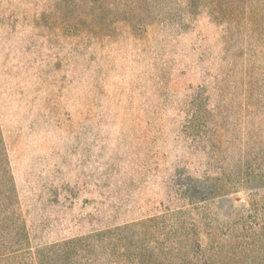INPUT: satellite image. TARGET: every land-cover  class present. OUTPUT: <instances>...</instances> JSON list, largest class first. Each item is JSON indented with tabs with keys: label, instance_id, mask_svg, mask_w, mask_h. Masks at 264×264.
<instances>
[{
	"label": "rangeland",
	"instance_id": "1",
	"mask_svg": "<svg viewBox=\"0 0 264 264\" xmlns=\"http://www.w3.org/2000/svg\"><path fill=\"white\" fill-rule=\"evenodd\" d=\"M85 1L72 0L66 20L56 0H0V252L28 233L41 242L83 233L70 259L47 248L46 264H201L215 254V264H264V229L244 242L264 219V0H112L100 25L113 33L101 42L86 33L75 51L56 44L42 55L32 40L18 48L15 34H31L25 16L51 35L45 17L75 25L99 10ZM224 3L239 18L258 12V25L223 27L212 8ZM10 16L14 27L2 22ZM52 101L81 118L58 125L45 117ZM193 108L208 116L203 137L182 125ZM173 170L196 181L197 201L174 198L184 188ZM45 180L46 197L78 185L95 202L45 201L22 221L24 199Z\"/></svg>",
	"mask_w": 264,
	"mask_h": 264
},
{
	"label": "trees",
	"instance_id": "2",
	"mask_svg": "<svg viewBox=\"0 0 264 264\" xmlns=\"http://www.w3.org/2000/svg\"><path fill=\"white\" fill-rule=\"evenodd\" d=\"M57 1V6L54 5L52 9H65V19L70 20L68 18L71 17L72 12H67V8L71 9L72 7V0H56ZM88 5L83 6L87 8L88 10L97 7L99 10L92 13V12H86L84 13V17H82L81 21L77 22V24L74 25L75 21H72L69 23V21H63V20H55V19H50L49 17H45L44 22L47 28L50 29V34L45 33L44 31V26L40 25H33L30 20L31 15H27L24 17L23 21H27L31 29H29V34L27 33H18V35L15 34V37L18 39L16 41V45L19 46V49H27L26 43L30 42L32 40L33 46L32 49L33 51H37V53L46 55L47 54V49L50 45H60L63 47H66V49H69L71 51H75L80 48L79 43L83 41V36H85L86 33H91L92 37L95 38L96 44L101 42V39H106L107 37H110L111 34L113 33L112 29H109V27H104L100 25V21L102 20H107L112 13L110 12H105L109 11L107 9L108 7L112 6V0L110 1L109 6L104 5V1L102 0H86ZM85 1V2H86ZM84 2V3H85ZM77 4L78 2L75 1ZM82 4V2L80 1ZM98 5V6H97ZM73 9V7H72ZM214 14H217L216 16H219L223 22H225V25L223 27H226L227 24H238V22L241 20L246 24L249 25H254L257 26V19L259 17V13L254 11L250 14L243 13L242 17H240V13L232 9V6H230L228 3H224V5H220L217 7V4L214 5L212 8ZM67 12V13H66ZM216 12V13H215ZM90 14L92 17L89 18ZM34 17L37 15L34 12ZM91 20V21H90ZM233 20V21H231ZM33 21V20H32ZM2 22L6 26L14 27L16 24L15 18L10 16V20H4L2 19ZM260 27L263 28L264 30V20L261 22L259 25ZM46 45V46H45ZM61 48V47H60ZM53 53H56L55 51L51 52L50 54L53 55ZM194 58H197V61H202L201 60V53L196 52L194 55ZM194 66L191 69L192 73L196 72V65L194 63ZM208 66V65H206ZM208 68V67H207ZM205 104V103H204ZM60 113H63L66 115V118L60 117ZM45 117H53L54 120L58 125H61L63 122L68 121L69 119L71 120L72 117L74 118H81L80 113L76 110L73 112V110L69 111H62L57 108V104L55 101L51 102V107L48 110V112L45 114ZM64 120V121H63ZM208 116L205 111L199 110L198 108H193L191 113L182 121V125L185 126L186 130L185 132H189L193 137L198 136V137H203L207 131L208 128ZM197 125V126H196ZM180 160H176L175 162H179ZM180 165L177 163L176 167H179ZM181 170H185L182 169ZM171 178L175 180V184L177 185L178 182L177 180H182V185L181 187L184 188L183 193H180V195L174 196L177 200H181L188 204H192V202L197 201L198 197H196L194 194H196V181L192 179V177L186 176L182 171L178 170H173V172H170L168 174ZM35 181H27L28 184H32ZM52 182H49L47 180L42 181V184L39 189L35 188L31 195L29 197L28 201L24 199V204L26 205H31L30 210L26 209H20L21 214L24 215L22 216V221L29 220L30 217L28 216L33 209L36 207L39 210H44L45 208L43 207L45 204V201L47 203H55L58 204V206H65V207H73L74 205H78L80 200L83 197V200L81 201V207L87 208L88 205H91L95 202L94 198H84V193L82 190H80L79 186L76 185V187H72V191L67 194L66 196H63L62 193H60V190L62 187H60V190L54 191L52 194L53 197H46L44 195L45 189L50 187ZM96 191V186L95 184L88 189L86 193H92V191ZM222 193H219L217 196H221ZM221 198V197H220ZM200 200V199H199ZM25 206V205H23ZM183 206V205H179ZM165 210H169V208H165ZM48 213H52V211H48ZM148 220H153L152 215H148L146 218ZM96 228L90 229L89 232L93 233V231ZM264 229V219L258 225H253L250 227V234L247 236V239H244L246 244H251L252 242H256L255 235L261 234V230ZM27 230L33 231L32 226H29ZM68 230H75V225L72 224V226L68 227ZM28 233V231H27ZM86 234V232H85ZM211 234L209 232L206 233L207 236V241L206 244H208V248H210L213 252L219 250L221 246L220 243H224L222 241H218L215 238L210 236ZM28 237H25L22 239V243H19L15 248L11 247V249L4 250L0 252V261H7V259H19L16 260L15 263L18 264L19 261L24 257L27 260L30 261L31 264H46V256L44 255V251L47 248H53V247H59V249H54L51 253L53 254V259H56L58 262L62 261L63 259H70L72 251H75L74 249L78 248V245L80 242L83 243L84 239V234H77V235H72V236H66V238H62L60 240L58 239H53V240H48V241H38L35 237V235H30L28 233ZM35 238V239H34ZM60 243V244H59ZM194 244V245H193ZM58 245V246H55ZM196 245V239H190L189 240V246L190 248L192 247L194 249ZM220 245V246H219ZM231 245V244H230ZM200 243L196 245V248L199 249ZM13 248V249H12ZM191 250V249H190ZM218 254V253H217ZM216 255V254H215ZM213 255L212 257H203L201 264H215L216 260H220L221 256L218 257V259ZM64 264H69V263H64Z\"/></svg>",
	"mask_w": 264,
	"mask_h": 264
}]
</instances>
